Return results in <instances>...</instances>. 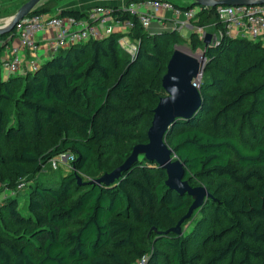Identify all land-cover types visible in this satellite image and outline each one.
<instances>
[{"label": "trees", "instance_id": "trees-1", "mask_svg": "<svg viewBox=\"0 0 264 264\" xmlns=\"http://www.w3.org/2000/svg\"><path fill=\"white\" fill-rule=\"evenodd\" d=\"M52 8L40 5L35 13L50 14ZM217 8L201 7L199 25L221 28ZM86 14L87 10L59 12L60 16L78 19ZM130 33L140 43L150 37L149 30L140 25ZM11 35H16L15 29L2 37ZM119 37L114 33L61 47L37 70L24 75L4 79L0 70V138L14 141L19 134L26 136L24 121L6 115L3 104L10 101L15 110L21 107L32 116L36 131L47 129L61 141L49 152L39 151L32 144L20 155L0 152V167L19 177L36 178L53 157L67 150L73 151L75 170H84L91 162L99 165L102 143L122 142L126 128L140 124L145 112L153 113L154 108L141 105L143 99L136 96V75L145 60L155 68L147 82L156 90L151 97L156 107L166 94L162 78L168 62L163 64L158 56L140 48L137 57L124 61L123 72L113 81L112 66L104 59L118 65L122 51ZM257 42L224 36L206 48L214 60L235 46L238 53L250 48L259 56L235 75L227 97L215 111L206 102L214 96L200 90L212 79L203 80L199 88L204 99L202 108L191 119L177 120L166 135V141L185 163L186 178L192 185L196 186L195 180H216L208 188L213 197L207 205L212 208L217 227L201 238L200 249L190 253L184 238L171 239L170 232L160 234L172 250V264H264V44ZM156 53L161 54L159 47ZM225 72L232 75L230 70ZM250 72H257L259 79L245 83L244 77ZM224 83L215 80L216 87ZM136 107L139 112L133 114ZM212 110V129H203L200 114ZM228 111H236L237 118ZM235 124L238 134L229 129ZM76 131L80 138L71 137ZM137 137V143L148 141L147 134ZM140 158L111 185L79 184L72 172L59 183L36 184L24 204L17 196H8L0 211L6 210L26 228L18 244L0 236V264H126L120 253L108 248L127 245L141 254L143 247L133 240L137 228L144 224L148 229H170L188 211L193 199L167 187L166 170L158 163Z\"/></svg>", "mask_w": 264, "mask_h": 264}, {"label": "rangeland", "instance_id": "rangeland-1", "mask_svg": "<svg viewBox=\"0 0 264 264\" xmlns=\"http://www.w3.org/2000/svg\"><path fill=\"white\" fill-rule=\"evenodd\" d=\"M26 1L27 0H0V26L6 24L9 21V18L15 15ZM111 1L114 3V0ZM117 1L120 4H124L130 0ZM102 3V0H42L39 6H52L53 8L50 14H58L62 8H78L85 11ZM182 31L184 33L177 30L170 32L165 30L161 32H153L149 30V33H153H150V37H148L144 42L140 43L138 40L133 41L132 48L128 50L121 46V60L118 65H113L108 59H104V61L112 66L113 81H116L124 70V61L137 57L140 48H143L151 55L158 56L159 61L163 64H166L169 61L172 52L176 48H181L183 51L198 58L205 53L206 67L201 76V82L207 78L212 79V81L200 90L207 96H214V100L207 99L206 102L211 105L215 111L220 107L222 99L227 97V93L233 85L235 75L240 73L242 68L246 67L255 58H257L259 56L258 52L248 48L246 51L238 53L237 46H235L232 47L228 53L217 55V59L214 60L209 57L206 52L204 43L205 33H211L214 39H217V42H219L224 37L222 36L224 35L222 28H217L215 25H206L202 27L199 25L198 21L196 23V28L193 29V31L197 34L195 38L192 36L193 33L191 34L189 30L183 29ZM157 34L160 36H156ZM257 44H264V41L259 40ZM157 47H159L161 51L160 55L159 53H156ZM39 61L42 63L43 59L41 58ZM144 62V68L140 69L136 75V96L143 99V101H141V105L149 106L152 110L155 108V101L151 97L156 93V90L148 84L147 77L156 70L149 61L145 60ZM235 62H237V65H234ZM0 70L4 79L20 75L9 74L2 68ZM227 70L231 71V76L225 72ZM258 79L257 72H250L245 75L244 82L246 83L248 81ZM215 80L218 82L225 81V83L220 87H216ZM3 108L5 109L6 115L10 118L22 119L24 121L26 136L22 137L19 134L14 141H10L6 137H1L0 152H2V154L6 156L20 155L28 144H32L33 148L38 147L39 151L49 152L55 149L56 146L54 143H61V141L47 129L39 132L36 131L32 121V116L23 108L18 107V110H15L14 104L10 101L5 102L3 104ZM20 112L24 113L21 115ZM138 112L139 110L137 107L132 111L133 114ZM213 114V110L206 113H204V111L201 112V127L203 129H212L209 120ZM228 114L237 118L236 111H228ZM152 118V112H145L142 116L140 124L124 130L125 136L122 138V142L119 143L114 140H110L102 143L100 146L99 165H97L96 162H91L87 168L81 171L75 170L73 167L72 162L75 160V156L72 154L73 151L71 150H67L58 156L53 157L50 162L42 168L36 178H33L34 175L19 177L9 169L0 167V181H2L0 196L5 202L10 192L13 190L15 192L14 195L17 196V198H19V200L24 204L28 195L32 194L34 186L38 183H59L65 175L72 172H75L76 176H79L83 182H90L99 178L106 172H111L124 161V157L131 153L133 146L137 144V141L139 140L137 136L147 134ZM229 129L233 134L239 133V128L236 124L229 125ZM79 134V131L73 132L71 137L80 138ZM133 134L136 135L135 138L130 137ZM251 140L252 142H256V138L252 137ZM167 143L171 146L169 140H167ZM215 182L216 180H213L212 183L201 180L194 181L196 185H203L207 188L213 187ZM19 185H22V187L19 188ZM208 205L206 202L203 207L196 209L192 216L185 220L181 225L180 233L170 232L168 234L171 239L177 236L184 238L186 248L190 253L200 249L198 242L201 238L212 228L217 227V220L212 213V208ZM186 213L187 212H183L181 216H179V219ZM25 228L26 225L18 224L6 210L3 209L0 211V236L6 241L12 244H18V239L24 234ZM164 230H167V228ZM159 232L160 230L157 229H148V227L144 224L137 228L133 240L136 246L143 247L141 254H139L137 249L132 245L122 246L120 248L109 247L108 249L115 250L120 253L121 258L126 264H153L154 261L156 262L155 264H172V250L164 244ZM202 251L205 252L206 250L202 249ZM33 252L35 253L34 250ZM156 253L157 256L154 258Z\"/></svg>", "mask_w": 264, "mask_h": 264}, {"label": "built area", "instance_id": "built-area-1", "mask_svg": "<svg viewBox=\"0 0 264 264\" xmlns=\"http://www.w3.org/2000/svg\"><path fill=\"white\" fill-rule=\"evenodd\" d=\"M162 11L183 14L187 18L194 16L193 10H184L173 0H137L119 5L98 4L88 9L86 16L79 19L72 16L63 17L59 13L37 12L21 19L15 25L19 45L11 48L0 63L1 68L12 75L19 73L24 75L37 70L41 64L39 55L42 50L38 36L51 29L56 31L51 39L53 54L61 47L101 39L117 33L115 28L117 26L122 32V34L119 32L120 45L128 50L133 45L128 37L129 32L139 25L149 29L155 16ZM125 14L127 17L122 19ZM217 14L222 24L224 33L222 36L254 42L264 41V4L219 5ZM5 40L7 38L0 36V46L6 45ZM201 76L194 80V85L198 89L201 86ZM21 187L22 185H19V188ZM14 193L12 190L9 196ZM3 206L4 200L0 196V209Z\"/></svg>", "mask_w": 264, "mask_h": 264}, {"label": "water", "instance_id": "water-1", "mask_svg": "<svg viewBox=\"0 0 264 264\" xmlns=\"http://www.w3.org/2000/svg\"><path fill=\"white\" fill-rule=\"evenodd\" d=\"M42 0H27L15 15L9 18L4 26H0V36L11 32L15 25L23 18L34 14ZM264 0H193L191 7H215L219 5H262ZM62 11H80L78 8H62ZM217 42L211 33H205V47ZM218 43V42H217ZM206 54L200 58L191 55L181 48H176L167 64V71L162 78V86L166 92L153 110V118L148 129L147 142H140L133 146L127 158L111 172H106L90 182H83L77 176L78 183L92 185H111L130 170L145 156L149 161L159 164L166 170V185L180 195H189L193 201L187 213L180 218L176 226L160 231L159 234L169 232L180 233L181 225L190 218L194 211L203 207L213 197L206 186L192 185L186 178L185 163L177 157L175 150L166 141V135L179 119H191L202 108L204 99L201 91L194 85V80L203 74L206 67Z\"/></svg>", "mask_w": 264, "mask_h": 264}, {"label": "crops", "instance_id": "crops-1", "mask_svg": "<svg viewBox=\"0 0 264 264\" xmlns=\"http://www.w3.org/2000/svg\"><path fill=\"white\" fill-rule=\"evenodd\" d=\"M175 3H177L180 6L183 7H191V3L193 0H173ZM102 4L105 5H119L120 3L117 0H114V3L111 0H102ZM98 5V4H97ZM201 7H191L189 9L185 10H193L194 16L193 18H187L183 14H176L175 12H169V11H162L160 14H157L153 20L152 26L148 29L153 32H161V31H174L177 30L179 32H183V29L189 30V32L194 33L193 29L196 28V23L200 21V17L197 16L198 11ZM116 32H121L120 27H115ZM150 32V33H153ZM56 31L55 30H48L46 32H42L39 34V41L42 44V50L39 55V60L42 58L43 62H45L48 58L52 57L53 51H52V43L51 39L55 36ZM184 33V32H183ZM122 34V32H121ZM129 40L131 43L133 41H136V39L133 38V34L129 32ZM6 45L0 46V63L2 60L8 55L9 51L12 47L19 45V39L15 36H8L7 40H5ZM8 42V44H7ZM42 62V63H43ZM41 63V62H40ZM41 63V64H42ZM1 66V64H0ZM20 74V73H19ZM22 74V73H21Z\"/></svg>", "mask_w": 264, "mask_h": 264}, {"label": "bare ground", "instance_id": "bare-ground-1", "mask_svg": "<svg viewBox=\"0 0 264 264\" xmlns=\"http://www.w3.org/2000/svg\"><path fill=\"white\" fill-rule=\"evenodd\" d=\"M9 22V21H8Z\"/></svg>", "mask_w": 264, "mask_h": 264}]
</instances>
